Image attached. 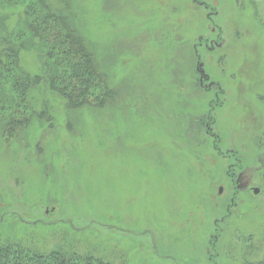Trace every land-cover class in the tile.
I'll list each match as a JSON object with an SVG mask.
<instances>
[{"label":"rangeland","instance_id":"1","mask_svg":"<svg viewBox=\"0 0 264 264\" xmlns=\"http://www.w3.org/2000/svg\"><path fill=\"white\" fill-rule=\"evenodd\" d=\"M47 1L67 3L113 94L72 108L49 88L39 53H22L42 81L32 121L0 124V240L116 264H242L240 247L260 257L262 0H218L222 44L210 47L199 38L217 31L191 0ZM3 15L11 31L24 8L2 5ZM215 134L237 155L220 154Z\"/></svg>","mask_w":264,"mask_h":264},{"label":"trees","instance_id":"2","mask_svg":"<svg viewBox=\"0 0 264 264\" xmlns=\"http://www.w3.org/2000/svg\"><path fill=\"white\" fill-rule=\"evenodd\" d=\"M20 4L24 17L11 31L6 16H0V124L11 132L17 126L29 124L36 115L30 104L31 91L42 77L30 74L22 65V53L29 48L39 53L49 88L68 106H104L113 91L97 68L96 54L91 53L86 40L77 32L67 3L56 8L47 0H0V6ZM255 244L253 252L259 243ZM240 249L242 264H264V247L257 258L247 249ZM0 264L116 263L97 253L79 252L66 245L40 250L27 242L6 239L0 240Z\"/></svg>","mask_w":264,"mask_h":264},{"label":"flooded vegetation","instance_id":"3","mask_svg":"<svg viewBox=\"0 0 264 264\" xmlns=\"http://www.w3.org/2000/svg\"><path fill=\"white\" fill-rule=\"evenodd\" d=\"M192 1V4L193 5H196V6H198L199 8H202V9H204V10H206V11H208V14H207V17L208 18H210V22L211 23H209V25L211 26V25H214V27H215V29L214 30H216L217 31V35L215 36V38L216 39H213V38H211V37H206V36H203V35H201L200 36V38H199V41H200V43H199V45H204V42L203 41H205V42H207L208 43V47H210V45L209 44H215V45H221L222 44V38H223V34H222V31L220 32V31H218V26H219V24L218 23H216V21L214 20V19H212L211 17L217 12V9L219 8V5L217 4L218 3V0H191ZM237 3L239 2V1H242V0H235ZM262 4H264V0H262ZM218 13V12H217ZM212 20V21H211ZM208 25V26H209ZM219 32V33H218ZM219 34V35H218ZM221 40V42H218V40ZM217 41V42H216ZM216 89V88H215ZM219 89H221V90H223L222 89V87L221 86H219ZM218 93H219V90H218ZM216 94V98L218 99L219 98V94ZM223 94H225L224 92H223ZM264 95V94H263ZM262 98H264L263 96H262ZM210 119H212L211 118V116H208V120L210 121ZM209 124H211L210 122H208V124H207V127H209ZM263 137H264V131H263ZM214 139L216 140V143H217V147H218V150H219V152H220V154H225V153H233V154H236L237 152L235 151V149L234 150H231V149H227V150H225V152L222 150V148H221V146H220V136H219V134H215V137H214ZM237 155V154H236ZM262 178L264 179V172H263V174H262ZM255 188H258L259 190H260V188L259 187H257V186H254L253 188H252V190H253V192L255 193ZM223 191V188H222V186L220 187V192H222Z\"/></svg>","mask_w":264,"mask_h":264},{"label":"water","instance_id":"4","mask_svg":"<svg viewBox=\"0 0 264 264\" xmlns=\"http://www.w3.org/2000/svg\"><path fill=\"white\" fill-rule=\"evenodd\" d=\"M259 189L258 188H255V193H258Z\"/></svg>","mask_w":264,"mask_h":264}]
</instances>
